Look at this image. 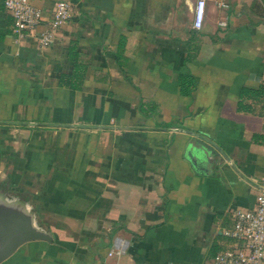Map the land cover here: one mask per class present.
Masks as SVG:
<instances>
[{
	"label": "crops",
	"instance_id": "obj_1",
	"mask_svg": "<svg viewBox=\"0 0 264 264\" xmlns=\"http://www.w3.org/2000/svg\"><path fill=\"white\" fill-rule=\"evenodd\" d=\"M66 1L38 47L0 0V202L50 237L0 264H207L264 187V0Z\"/></svg>",
	"mask_w": 264,
	"mask_h": 264
},
{
	"label": "built area",
	"instance_id": "obj_2",
	"mask_svg": "<svg viewBox=\"0 0 264 264\" xmlns=\"http://www.w3.org/2000/svg\"><path fill=\"white\" fill-rule=\"evenodd\" d=\"M204 1H196L192 20L195 29L202 21ZM3 6L12 17L11 33L16 42L31 37L38 47L52 42L71 12V4L66 0L55 1L47 18L29 0H3ZM42 22L45 26L37 32ZM230 220V227L223 231L227 246L218 250L207 264H264V189L257 192L251 208L232 210ZM124 248L125 241L116 239L108 255H121Z\"/></svg>",
	"mask_w": 264,
	"mask_h": 264
},
{
	"label": "water",
	"instance_id": "obj_3",
	"mask_svg": "<svg viewBox=\"0 0 264 264\" xmlns=\"http://www.w3.org/2000/svg\"><path fill=\"white\" fill-rule=\"evenodd\" d=\"M142 129V128H141ZM185 131V130H183ZM195 138L199 147L189 149L190 159L197 162L209 161L217 155V146L205 137L185 131ZM263 190V187H259ZM36 239L50 240L49 234L41 228L31 215L27 206L17 200L1 199L0 202V262L11 255L24 242Z\"/></svg>",
	"mask_w": 264,
	"mask_h": 264
}]
</instances>
